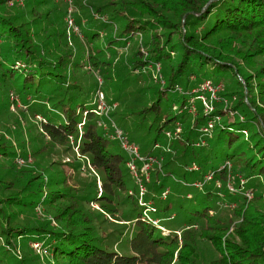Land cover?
<instances>
[{
  "label": "trees",
  "instance_id": "16d2710c",
  "mask_svg": "<svg viewBox=\"0 0 264 264\" xmlns=\"http://www.w3.org/2000/svg\"><path fill=\"white\" fill-rule=\"evenodd\" d=\"M72 1L86 45L104 30L107 47L144 34V52L138 46L128 63L155 68L158 85L122 94L120 108L102 114L96 82L67 74L85 62L74 58L63 0L60 9L56 0H0V264H264V195L251 180L264 176V0ZM87 55L107 79L111 62ZM205 80L215 88L208 109L194 105ZM113 123L144 158L138 168L156 161L142 194L130 156L108 137ZM29 124L35 134L25 138ZM230 183L243 191L233 196ZM227 202L231 215L216 216ZM170 212L169 224L148 215ZM110 218L123 228L104 226ZM130 226L131 254L109 248L105 239Z\"/></svg>",
  "mask_w": 264,
  "mask_h": 264
},
{
  "label": "rangeland",
  "instance_id": "374dc122",
  "mask_svg": "<svg viewBox=\"0 0 264 264\" xmlns=\"http://www.w3.org/2000/svg\"><path fill=\"white\" fill-rule=\"evenodd\" d=\"M84 2H85V0H84ZM55 3L58 4V8L60 9L61 8V0L60 1L56 0ZM63 3L66 4V7L68 9V7H69L68 2L66 0H63ZM71 6H72L71 17H72L73 23L77 25L78 30H79V25L77 22H75V13H77L79 15H80V13L77 9V6H75V4L73 3V1H72ZM86 6L88 9L87 14L91 15L92 18H94V19L99 18V15L97 16L96 14H92L93 11L88 7V5H86ZM40 8H43L42 10H46V6H44V5L41 6ZM80 17H81V24H82V23H84L85 16L80 15ZM103 19L107 20L108 17H105ZM55 24L53 26L54 27L53 29L57 28V22ZM119 25H120V23H118V26L116 25V28H114V30H113L114 36L116 34L118 35ZM67 26H68V24H67ZM78 30L77 31L73 30L74 31L73 36L75 37V39H74L73 44H72V42L69 44L70 45L72 44L75 46V48L73 50L74 58L76 59L79 57L80 60L84 61L85 62V65H84L85 69H83V67H80L79 68L80 70H78V69H76L74 71L68 70L67 74L70 78H76V77L78 78L80 76V74H82V72H84V73H87L86 79L84 82L85 84L89 85V83H91L93 81L96 82V86H97L96 90L94 92H92L91 96L93 97V99L95 98L99 112L102 111V114H104L105 110L111 109V108L116 109L117 105L120 108V103H122V101L117 99V98L123 97L122 94H127L128 96H133L136 94V92H137L136 90L138 87L139 88L144 87V89H145L147 86H149L151 84L152 85H158V83H156L157 82V79H156L157 73H156L155 68H153L152 66H149V67H146V69L144 68L143 71L141 69L140 70H138V69L133 70L131 68V66H129L130 63H128V59L130 57L134 56V54L137 50V47L141 46V48H142L143 40L145 38L144 34L138 33V34L134 35V37H132V38H128L126 35H123V37H122L123 39H118V40L116 39L115 40L116 43L113 45L114 47L113 46L107 47V46H101V44H104V45L106 44V41H107L106 36L107 35H105V34H109L107 32V30H104L102 33V37L98 38L99 35L96 36L95 39H97V38L98 39L95 40V42L90 46V45H86V42L83 40L81 33L79 34L80 31L78 32ZM128 40H130V41H128ZM125 42H127V43L125 44ZM96 44L99 47L101 46L102 49L104 48V51L100 52V53L94 52V48H95ZM89 48H90V52L92 54H96L94 61H98V60L103 61V60L108 59V61L111 62L109 65L104 64V66H108L107 75L109 77L107 79H105L104 75L101 74V71L99 70V68H96L95 66H93L92 62H90L88 60L90 58V57H88L89 55H87ZM141 50L144 52L143 48ZM114 51L116 52V54L115 55L111 54V56H110L109 53H112ZM205 92H207V93L205 95H203V97H205V99H206L208 96H210L211 92H208V91H205ZM115 100H117L118 102H116ZM108 103H110V105ZM201 103L202 102H201L200 97H199V99L194 101V105H196L197 107H200V108H201V105H200ZM207 103H209L208 100H207ZM115 105H116V107L114 108ZM96 114H99V113H96ZM107 115H108L107 118L110 117L111 122L112 121L116 122L115 117L113 119V117H111L109 114H107ZM38 118H40V115L37 116L36 119H38ZM131 118L132 117H129L128 121H130ZM30 120L37 125V123L33 120V118L30 117ZM138 121H139V119H138ZM220 121H221V119L218 120V122H220ZM29 126L31 127V129H28V127H26L25 138H29L30 135L35 134V131L33 130L32 125L29 124ZM104 126L107 127V125H104ZM256 127L257 126H255L254 124H251L249 126V131H250L251 135L254 132H256V130H257ZM177 129H178V131L174 132V134L180 132L179 126H177ZM127 131L130 132L129 130H127ZM111 135H112V133L110 134V132H109L108 137L110 138ZM166 135L169 136L168 133H166ZM149 138L150 137L148 136L145 139V141L148 140L147 141V146H148L147 148H149L151 145ZM173 138H174V135H173V137L167 138L165 140H166V142H170L173 140ZM257 139H258L257 135L252 136L250 143L254 144ZM260 143H262V142H260ZM140 148H142V147H140ZM19 162L21 163L22 161L20 160ZM153 165L154 164H152L151 167H153ZM65 169H66V171L68 170V173H69V168L67 166L65 167ZM146 173L149 174L148 172H146ZM145 176H146V174L139 176V177L141 179H143V178H145ZM251 180L255 184V190H253L254 191L253 194L255 195V193H258V194L264 195V176L253 177ZM132 182H133V180H132ZM218 183H219L218 181L214 182V184H216L217 186H218ZM210 185H212V184H210ZM230 186H233V184L230 183ZM136 190H137V188H136ZM164 190L161 191L160 194L156 195V197L158 199H164V198H162V195L168 196L171 192L170 189H168V190L164 189ZM234 190L235 191L229 190L231 192V194L233 193L232 194L233 196H238L240 194V191H243L237 187L236 188L234 187ZM129 191H133V189L130 188ZM144 191H145L144 189L140 188L139 194L144 193ZM222 199L223 200L226 199V196H223ZM226 200H228V199H226ZM228 203L229 202H227L226 205H224V207H222V209L216 214V216L225 219L231 215L233 209L235 208V205L234 204L230 205ZM40 208L42 209V206ZM147 210H145L146 215H147ZM38 213H41V212H38ZM171 213L172 212L164 213V214L159 213V215H157V217L159 216L158 218L154 217L153 215H150L149 213H148V215H149V218H151V220L154 221V223L163 224L165 222H168V224H169V221H171V220H169V219H171V216H168V215ZM107 218H109V217H107ZM110 219H111L110 220L111 222L109 221V223L105 224L104 226H106L108 228H112L114 230H120L123 228V226H124L123 224H120V222L119 223H112V222H114V219H112V218H110ZM165 227L167 229L171 228L168 225H165ZM132 233H133L132 227L131 226L126 227L125 231L122 234L123 237L121 236V237L117 238V235H116V238L114 240H111V238H107V239H105V241L109 243V246H110L109 248H112V247L116 248V250L122 254H131V250H130L129 246L127 245V241H128V238L132 235ZM162 233L167 235L166 231H163ZM160 235H161V233L159 230H156L154 232L155 237L160 236ZM2 241H3V239L0 241V243ZM20 241L21 240H19V242ZM38 245L40 246V248H42V245L40 242H38ZM205 247L210 248L209 252H205L207 258H210V257L213 258V257L217 256L214 253V251L211 250V246L209 247L208 244H206ZM32 248H33L34 252L39 253L34 246H32ZM13 254L16 257H20L22 255V254L20 255L18 250H14ZM39 254H42V253H39ZM203 263L209 264L208 259H206L204 257Z\"/></svg>",
  "mask_w": 264,
  "mask_h": 264
},
{
  "label": "built area",
  "instance_id": "2783aa9c",
  "mask_svg": "<svg viewBox=\"0 0 264 264\" xmlns=\"http://www.w3.org/2000/svg\"><path fill=\"white\" fill-rule=\"evenodd\" d=\"M66 1L69 4V7H68L67 13H66V17H65V20L67 21L66 24H68V33H70V32L74 33L73 30L77 31L78 27L76 24L73 23V20L71 17L72 0H66ZM78 32H79V30H78ZM79 34H80V32H79ZM200 90H203V91L205 90V91L211 92V94L214 95L215 88L210 83V81L205 80L200 85ZM200 99H201L202 104L205 106L206 109L210 108V106H208V103L206 102V99H205V97H203V95H200ZM112 125L114 128V132H112V135L110 136V138L117 140L121 144V147L128 153V155L130 156V159L127 162V167L129 168L133 178L136 179V181L139 185V190H140V188L145 190V187L142 184V182L140 181L141 178L139 176H140V174H146L147 177L145 176V179L148 180L149 174H147L146 172H148L149 165H151L153 162H156L155 159L154 158H148L149 163L144 162L143 166L141 168H138V165L136 164L135 161L136 160L142 161V160H144V158L139 154L137 146L129 144L126 141V138H125L123 132L121 131V129L115 124H112ZM209 125H211V122H209ZM203 130L206 131L207 128H203ZM247 196L250 197V194H247ZM94 206H96V205H94ZM33 246L36 248V250L38 252H41V249H40V246L38 245V243H34Z\"/></svg>",
  "mask_w": 264,
  "mask_h": 264
}]
</instances>
